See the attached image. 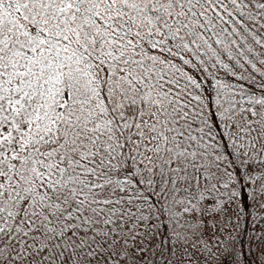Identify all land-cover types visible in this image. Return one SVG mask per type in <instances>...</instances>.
<instances>
[{
	"label": "snow or ice",
	"instance_id": "obj_1",
	"mask_svg": "<svg viewBox=\"0 0 264 264\" xmlns=\"http://www.w3.org/2000/svg\"><path fill=\"white\" fill-rule=\"evenodd\" d=\"M0 264H264V0H0Z\"/></svg>",
	"mask_w": 264,
	"mask_h": 264
}]
</instances>
